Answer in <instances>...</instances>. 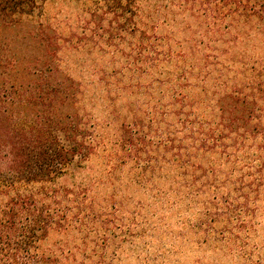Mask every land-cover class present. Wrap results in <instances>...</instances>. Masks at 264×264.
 Returning <instances> with one entry per match:
<instances>
[{
	"label": "rangeland",
	"instance_id": "374dc122",
	"mask_svg": "<svg viewBox=\"0 0 264 264\" xmlns=\"http://www.w3.org/2000/svg\"><path fill=\"white\" fill-rule=\"evenodd\" d=\"M61 10L79 12L49 9ZM179 22L142 21L134 35L64 49L62 67L81 86L99 147L63 179L86 191L88 223L79 232H52L47 246L114 243L119 264H264L256 41L210 47L184 29L188 21ZM25 33L18 27L3 36ZM219 130L225 140L216 143Z\"/></svg>",
	"mask_w": 264,
	"mask_h": 264
},
{
	"label": "trees",
	"instance_id": "16d2710c",
	"mask_svg": "<svg viewBox=\"0 0 264 264\" xmlns=\"http://www.w3.org/2000/svg\"><path fill=\"white\" fill-rule=\"evenodd\" d=\"M52 5L79 12L52 15ZM161 17L194 22L184 29L210 47L256 41L254 69L264 87V0H0V264H119L114 243H43L52 232H79L88 223L86 191L63 179L99 147L62 53L134 35L135 24ZM18 27L26 29L23 37L6 41L5 31ZM224 131H215L216 143ZM259 138L264 145V133Z\"/></svg>",
	"mask_w": 264,
	"mask_h": 264
}]
</instances>
